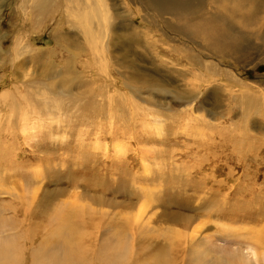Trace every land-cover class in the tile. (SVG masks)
I'll return each mask as SVG.
<instances>
[{
	"label": "rangeland",
	"instance_id": "obj_1",
	"mask_svg": "<svg viewBox=\"0 0 264 264\" xmlns=\"http://www.w3.org/2000/svg\"><path fill=\"white\" fill-rule=\"evenodd\" d=\"M37 1L0 0V214L23 238L17 264L60 250L61 238H42L65 203L89 211L70 238L82 236L84 264H112L115 246L126 251L119 264H181L193 245L209 247L193 263L247 261L248 243L264 253V0H188L190 23L225 17L216 42L151 0H105L108 23L90 37L68 0ZM185 47L222 84L236 74L257 106L236 86L187 93L198 72L191 61L179 70Z\"/></svg>",
	"mask_w": 264,
	"mask_h": 264
},
{
	"label": "bare ground",
	"instance_id": "obj_2",
	"mask_svg": "<svg viewBox=\"0 0 264 264\" xmlns=\"http://www.w3.org/2000/svg\"><path fill=\"white\" fill-rule=\"evenodd\" d=\"M68 1H69V4L72 5V18H73L74 22L78 25V27L81 28V30L83 31V33L86 37H90L93 34L92 27L94 24H95V26L100 25L102 23L106 24L105 20L107 17L105 15V13L109 12V10H108L107 6L105 5V0H68ZM46 2H47V0L46 1L45 0H39V1H37L36 6L38 8H45L46 9V6H47ZM151 3H152L154 8H156V9L158 8V10H160V11L162 9L163 10L164 9L165 10H178L177 16H180L179 18H181L183 20V22L180 24L179 28L183 31H187L192 36H196V37L205 36L206 39L208 38L211 41L216 42V41L223 39L226 35L225 32L223 31V29L218 27V21L219 22L225 21L224 20L225 17L223 18L221 13L218 16L217 15L214 16L215 19H213V21H211V23L213 22L214 25L211 27L209 26V29H208V26L202 24L200 21L193 22V23L188 22L189 20L187 21V19L185 18V14H187V8L189 7L188 0H151ZM178 6H180V7L177 8ZM170 12H172V11H170ZM164 14H165V12H164ZM226 16H228V15H226ZM108 20H109V18H107V23H108ZM110 26L107 25V27H104L106 29V31L111 30ZM200 28H205L206 30H209V31H206V32H209L208 36H206V34H204V32L201 34ZM167 39H168V37H167ZM171 46L172 45L170 43H166V47L163 49L170 51L171 53H175L178 51L177 49H172ZM185 48L183 49V52L187 51L188 47L186 48V50H185ZM188 50H190V48H188ZM215 53H218V52H215ZM191 57H193V58H191ZM180 58L182 59L181 64H185L184 66H186V67H181L179 70L185 71L187 69V67L189 66V65L187 66V63L189 61H191L194 64L192 69H194L196 72H198V74L195 75L194 78H192V82L189 81V83H186L187 88L185 90L187 91V93L189 92V93H192L195 95H201L202 93H204L205 87H210L211 90H213L215 88H220V90L225 91L226 89H228L227 88L228 86H233V87L236 86L238 88L237 89V91L239 92L238 94L241 97V103H244V106H246V108H252L251 106H255V105L257 106V104H258L257 102L260 101L261 98L264 99V92L262 90L263 88H261V91L263 93L259 97H256V99H257V102H256L253 95L251 93H249V91H250L249 87L244 82H241L239 80V78H237L236 74H235L236 75L235 76V75H232L231 73H228L230 75H228L229 77H228V80L226 81V84H222L220 82V79H216L214 74L209 73L208 65L210 66V63L208 65H207V62L201 63L197 59L195 54L192 53L191 50L186 52L185 55H181ZM170 62H172V61H169V63ZM170 64H172V63H170ZM198 65L202 67L204 72L200 70V67ZM151 66H153V65H151ZM233 72H236V71L234 70ZM186 75L191 76L190 73H186ZM183 83H185V82H183ZM232 93H234V92H232ZM7 95H8V92H2L0 96L6 97ZM230 97L233 98V96H230ZM25 107H28V106H25ZM25 107H23V110L27 109ZM32 107L33 106H31L28 109H31ZM253 110H254V108H253ZM13 112H12V114H13ZM20 113L21 112L19 111V115H20ZM16 116H18V115H16ZM20 118H22V115L20 116ZM5 123L8 124L7 122H5ZM4 125L5 124H3V128H4ZM27 125H28V122H27ZM0 157H2V152H1ZM53 212L55 213L54 217H56V221L54 220V225H53L54 228H52V232L47 231L43 234L42 241L43 240L49 241V239L61 238L63 240L62 241L63 245H60L61 247H58V245H57V247L60 250H58V252H56V254L54 256H52L51 261L49 258L47 260L48 262H46V264L47 263H50V264H84L81 261L82 257L78 256V254H77V251H80V250L83 251L84 250L83 249L84 245L82 243V236L81 235L78 236L79 240H77V241H76V239L74 240L77 243V245L75 242L70 240V238H73L74 236H72V235L78 234L79 232H83L82 234H84L86 227H87V224H88L87 219H85L84 216L86 214L87 215L89 214L88 208H86L85 206L79 205L77 203H65V204H62V206H60L59 208L57 207L55 209V211H53ZM140 212H142V211L140 210ZM23 213H24V216L26 218H28L27 210H24ZM256 214L258 216V213H256ZM137 216H139V214H137ZM137 216L134 218L137 219ZM133 221H134V219H133ZM188 221L189 220H187L185 223H187ZM55 222H56V224H55ZM12 223H13V220L5 219L0 214V264H17L19 262V256H20L19 253H20L21 249L23 251V248H24V245L21 243V240L23 242V238H22V236L19 237V232L15 231L16 227H14L15 225ZM31 232H33V231H31ZM196 233H197V231H194L192 233V235L188 236V238L185 242L186 245H189L190 243H192V239L196 235ZM258 238H259V236H258ZM31 240H33V237H30V241L28 242V243H30L29 247L34 245V242H32ZM258 242H260V239H258ZM46 244H48V243H46ZM208 244L211 245V247H214L211 244V242ZM36 247H32V248L30 247L31 249L29 248V250H33ZM76 248H78L79 250ZM114 248L111 250L114 252V258H112V261H113L112 264H119L120 261L125 257L126 251L125 250L124 251H117L116 246ZM246 248L248 251H250V259L248 258L247 261H245L242 257L237 258V259H233V260H231L232 258H230V257H228L227 259H224L223 257H219L218 259H216L214 261V264H264V253H261V254L258 253L257 254L255 249L253 248V246L250 243L247 244ZM190 249H191V251H190ZM185 250H182V252L184 251L183 252V258L184 257L185 258L182 259L183 261L181 264H210V262L212 261V258H207V259L204 258L199 263H193L192 259L190 258V254L194 253V252H196L198 254V257H200L203 252L206 254V251L209 250V247H208V249L207 248L201 249L200 250L201 252L198 249H196V247H194V245L192 246V248H188V250L186 252H185ZM74 251H76V252H74ZM86 251L88 252L89 250L86 249ZM186 257L188 259H186ZM229 258H230V260H229ZM251 259H253V262L250 261ZM153 264H166V263H165L164 259L161 260L157 257V258H155Z\"/></svg>",
	"mask_w": 264,
	"mask_h": 264
}]
</instances>
